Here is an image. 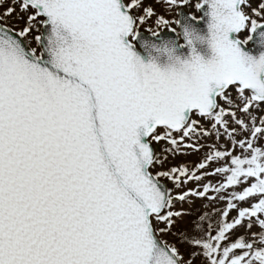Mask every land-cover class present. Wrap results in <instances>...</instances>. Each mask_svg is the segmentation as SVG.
<instances>
[{"label":"snow or ice","instance_id":"1","mask_svg":"<svg viewBox=\"0 0 264 264\" xmlns=\"http://www.w3.org/2000/svg\"><path fill=\"white\" fill-rule=\"evenodd\" d=\"M197 261L264 264V0H0V264Z\"/></svg>","mask_w":264,"mask_h":264},{"label":"rangeland","instance_id":"2","mask_svg":"<svg viewBox=\"0 0 264 264\" xmlns=\"http://www.w3.org/2000/svg\"><path fill=\"white\" fill-rule=\"evenodd\" d=\"M193 11H194V9H193ZM194 162L195 163L199 162L198 154L177 155L174 158L170 156L168 162L165 164V168H167L169 166L178 165L181 163H187L189 165H192ZM192 186L193 185L191 183H189L188 187H192ZM176 191H180V189H176ZM177 207L179 208L180 205L177 204ZM183 207L186 211L190 212L191 215H186L184 217V219L180 221L178 226L181 228H185L186 226H188L189 221L194 220L199 213L206 212V211L212 212L213 208H220V207H222V204L216 203L214 205H209L208 201L193 197L192 203H190V204L185 203L183 205ZM232 215L235 216L236 213L233 212ZM239 231L241 233H243L244 229L241 228V229H239ZM253 231H258V229L254 228ZM197 264H199V261H197Z\"/></svg>","mask_w":264,"mask_h":264},{"label":"water","instance_id":"3","mask_svg":"<svg viewBox=\"0 0 264 264\" xmlns=\"http://www.w3.org/2000/svg\"><path fill=\"white\" fill-rule=\"evenodd\" d=\"M187 11V10H186ZM197 15H199V13H197ZM165 32L167 33V30H165ZM145 35H148L147 33H145ZM249 47H252V45H251V43H250V45H249ZM142 51V50H141ZM147 57H146V55H145V59H146ZM157 147V151H160L163 147H165V145L164 144H161V145H158V146H156ZM166 183H169V187H171L172 185L170 184V182H167V181H165Z\"/></svg>","mask_w":264,"mask_h":264},{"label":"clouds","instance_id":"4","mask_svg":"<svg viewBox=\"0 0 264 264\" xmlns=\"http://www.w3.org/2000/svg\"><path fill=\"white\" fill-rule=\"evenodd\" d=\"M153 55H155V53H153Z\"/></svg>","mask_w":264,"mask_h":264}]
</instances>
